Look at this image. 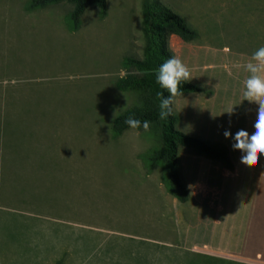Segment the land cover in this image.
Segmentation results:
<instances>
[{
  "label": "rangeland",
  "instance_id": "374dc122",
  "mask_svg": "<svg viewBox=\"0 0 264 264\" xmlns=\"http://www.w3.org/2000/svg\"><path fill=\"white\" fill-rule=\"evenodd\" d=\"M29 1L0 0V264H207L193 254L264 264V178L180 148L191 196L182 203L149 161L156 129L112 134L137 101L114 83L124 58L142 57L143 0H106L103 16L87 7L76 29L70 4L27 10ZM159 1L198 33L168 44L209 83L189 79L206 91L172 97L176 128L199 137L198 95L214 90L215 64L264 46V0ZM190 110L196 122L186 123Z\"/></svg>",
  "mask_w": 264,
  "mask_h": 264
},
{
  "label": "trees",
  "instance_id": "16d2710c",
  "mask_svg": "<svg viewBox=\"0 0 264 264\" xmlns=\"http://www.w3.org/2000/svg\"><path fill=\"white\" fill-rule=\"evenodd\" d=\"M61 2L71 5L69 20L72 29L78 27L80 17L87 7L97 8L102 16L106 13V0H30L26 9L45 8ZM141 27L144 38L142 57L128 56L124 58L123 65L127 69V73L118 77L114 83L115 88L119 91L135 92L137 101L113 118L111 130L112 134L117 136L129 129L130 127L124 123L125 119L129 117L137 118L142 123L147 120V128L141 126L137 129H156L159 139V146L153 150L149 161L162 164L168 192L177 201L184 203L189 201L191 196L181 171L180 148L195 155L218 161L229 170L233 169V164L225 145L209 142L196 135L178 130L176 124L179 121V116L173 111V108L172 114L168 117L162 118L159 114L161 94L167 96L168 92L156 83L155 75L159 65L167 58L173 57V52L168 44L169 36L174 34L183 42L188 43L198 37L197 31L189 25L184 17L159 0H143L141 3ZM205 91L206 89L198 84L185 81L178 88L177 95ZM191 259L201 260L207 264L209 262L225 263L224 260L197 254H193ZM141 261L142 264H154L155 262L146 256ZM226 264L235 263L227 262Z\"/></svg>",
  "mask_w": 264,
  "mask_h": 264
},
{
  "label": "crops",
  "instance_id": "0c3cea01",
  "mask_svg": "<svg viewBox=\"0 0 264 264\" xmlns=\"http://www.w3.org/2000/svg\"><path fill=\"white\" fill-rule=\"evenodd\" d=\"M170 40L178 44H188L174 34L170 35ZM171 50L174 57H180V53L176 52L175 48L172 47ZM227 53H230V50ZM251 58L252 54L235 52L231 57H225V60L222 59L224 63L220 60L221 62L219 61V63L215 64L216 70L214 68L213 72L214 90L205 95H198L199 112L197 128L199 130V137L209 142H217L225 145L228 148L230 160L234 165L242 163L240 162V151L234 150L231 147V144L235 142L232 140L231 134H234L240 129L248 130L251 128L252 116L255 109V103L244 99L243 96L244 81L249 75L243 65L250 61ZM208 66L205 65L201 68L202 71H205L206 78H209L207 72L212 71L207 68ZM193 77H190L193 82L202 85L209 84L201 81L198 82L192 79ZM230 110L231 112H227ZM194 115V110L186 112L184 114V122H196ZM225 130H228L230 133L228 138H225L223 135ZM190 155L192 160L198 163L215 161L195 154ZM179 161L182 166V175H184V166L180 157ZM246 169L248 172L247 178H264V155L258 152L256 162L246 164ZM255 172L259 174H254Z\"/></svg>",
  "mask_w": 264,
  "mask_h": 264
},
{
  "label": "clouds",
  "instance_id": "9594fccd",
  "mask_svg": "<svg viewBox=\"0 0 264 264\" xmlns=\"http://www.w3.org/2000/svg\"><path fill=\"white\" fill-rule=\"evenodd\" d=\"M243 67L249 74L244 81L243 96L244 99L255 103V109L251 128L248 130L240 129L231 134L232 140L235 141L231 147L240 151L242 164H249L256 162L258 152L264 155V46L256 49L251 60L245 63ZM189 79L187 67L176 57H169L159 65L155 81L168 92L167 96L161 94L159 114L162 118L172 114V97L177 95L181 83ZM227 112H231V110ZM124 123L133 129L141 126L147 128L148 126L147 120L142 123L133 117L125 119ZM223 135L228 138L230 133L225 130Z\"/></svg>",
  "mask_w": 264,
  "mask_h": 264
}]
</instances>
